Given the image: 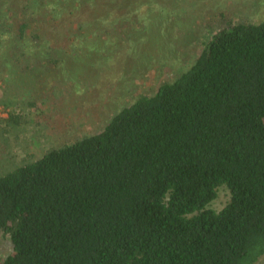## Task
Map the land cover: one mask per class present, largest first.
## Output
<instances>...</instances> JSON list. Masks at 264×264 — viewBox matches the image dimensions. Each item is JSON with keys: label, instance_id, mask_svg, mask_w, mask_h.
Returning <instances> with one entry per match:
<instances>
[{"label": "trees", "instance_id": "1", "mask_svg": "<svg viewBox=\"0 0 264 264\" xmlns=\"http://www.w3.org/2000/svg\"><path fill=\"white\" fill-rule=\"evenodd\" d=\"M89 2L34 0L40 9L27 12L58 23L35 30L27 14L12 36L13 63L26 73L59 63L66 40L80 37L65 21L84 32L102 17ZM219 16L221 29L188 70L136 96L97 133L20 157L18 144L51 103L0 100L8 112L0 117V244L12 247L1 264L260 262L264 21ZM223 186L230 200L216 211Z\"/></svg>", "mask_w": 264, "mask_h": 264}, {"label": "rangeland", "instance_id": "2", "mask_svg": "<svg viewBox=\"0 0 264 264\" xmlns=\"http://www.w3.org/2000/svg\"><path fill=\"white\" fill-rule=\"evenodd\" d=\"M33 1L0 0V45H5L0 49V100L39 98L51 103L53 111L27 129L30 139L17 146L20 157L25 150L37 156L49 147L97 133L136 96L154 94L173 81L221 29V12L237 23L264 21V0H91L86 7L99 5L102 17L90 19L83 26L85 34L77 26L70 29L66 20L64 30L80 37L66 40L61 61L49 70L34 63L26 73L13 63L15 51L10 49L17 43L12 36L19 23L27 14L35 18V30L40 23H58L27 12L40 9ZM9 27L14 28L11 33ZM39 56L44 59L47 53ZM229 200L230 192L223 186L210 207L220 211ZM11 250L10 243L0 244V260ZM258 264H264V257Z\"/></svg>", "mask_w": 264, "mask_h": 264}, {"label": "built area", "instance_id": "3", "mask_svg": "<svg viewBox=\"0 0 264 264\" xmlns=\"http://www.w3.org/2000/svg\"><path fill=\"white\" fill-rule=\"evenodd\" d=\"M4 108L0 106V117H7L8 112L3 110Z\"/></svg>", "mask_w": 264, "mask_h": 264}]
</instances>
